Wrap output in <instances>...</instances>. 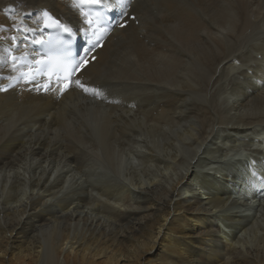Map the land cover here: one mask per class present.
<instances>
[{
  "label": "bare ground",
  "instance_id": "bare-ground-1",
  "mask_svg": "<svg viewBox=\"0 0 264 264\" xmlns=\"http://www.w3.org/2000/svg\"><path fill=\"white\" fill-rule=\"evenodd\" d=\"M127 7L89 92L0 94V264H264V0ZM42 10L84 22L0 0V72Z\"/></svg>",
  "mask_w": 264,
  "mask_h": 264
},
{
  "label": "snow or ice",
  "instance_id": "snow-or-ice-1",
  "mask_svg": "<svg viewBox=\"0 0 264 264\" xmlns=\"http://www.w3.org/2000/svg\"><path fill=\"white\" fill-rule=\"evenodd\" d=\"M78 4L86 5L89 7V9H92L94 7H100V6H104V7L108 6L107 0H78ZM115 6L120 7V8L126 7L127 6L126 0H116ZM82 15H84V13H82ZM41 20L43 22L44 27L50 28V29L52 28L59 29V30H62L64 33L69 34V36L71 35V32H72L71 28L62 24L57 18L51 15L48 11L46 10L43 11ZM94 20L96 23H100L102 22V17L99 14H96L94 18L85 19L84 22L91 27L94 24ZM120 26L124 27L123 24H121ZM97 40H99L98 36H97ZM12 41H13L12 47H15L16 37H12ZM33 43L40 44L42 42L37 40V41H33ZM89 43H92V41L90 40ZM95 46L97 45H94V47ZM5 51H8V50L5 49ZM10 59L12 61V65H11L12 70L15 71L19 61L17 57L15 56H11ZM94 59L95 57H93V60ZM32 64H34L35 67L30 65L26 72L21 73V75L25 78L26 82H31L36 79L37 75L44 73L49 76L56 75L57 80L62 79L65 81L63 87L60 88L61 93L66 91L68 88L72 87L73 84L83 88L85 92L90 91L87 87H85L81 83L79 79H75L74 81L72 79L75 73L81 71L87 66L88 60L86 59V57L82 58V62H74V61L69 60L67 57L63 58L62 60L56 61V62H53L51 60H46L45 58H36L33 60ZM53 69H55V71H53ZM61 73L63 75H60ZM13 79H15V77H13ZM11 86H12L11 84L8 85V87H11ZM42 87L45 91L51 90L49 83L43 84ZM6 90H7L6 88L0 87V91H6ZM91 92L93 94L100 95L99 91L96 89H92ZM252 175L255 176L256 173L253 172Z\"/></svg>",
  "mask_w": 264,
  "mask_h": 264
},
{
  "label": "rangeland",
  "instance_id": "rangeland-1",
  "mask_svg": "<svg viewBox=\"0 0 264 264\" xmlns=\"http://www.w3.org/2000/svg\"><path fill=\"white\" fill-rule=\"evenodd\" d=\"M19 101H20V99H18V103H19ZM251 180L253 179V178H250ZM197 188H198V186H196ZM196 187H194L196 190V192H198L199 191V189H197ZM259 191V190H258ZM195 192V193H196ZM131 196H132V193L130 194ZM127 196L128 197V199H129V202L127 203V202H125V200H122L121 201V203H119L120 204V210L122 211V210H127V211H129L130 210V208H129V206H130V204H131V202H132V197L131 196ZM188 195H189V193H186V197H188ZM130 197V198H129ZM202 199H204V197H202ZM131 200V201H130ZM126 204H127V206H126ZM129 204V205H128ZM13 206V205H12ZM124 208V209H123ZM118 213H119V217H121L122 216V214H124V213H120L119 211H118ZM109 217H111V218H113V214H109ZM67 249V248H66ZM66 251V250H65ZM69 253V251H67V252H65L64 253V255H67ZM65 258L63 257V256H61L60 258H59V264H62L63 263V260H64ZM96 261L97 262H99L100 260L98 259H96ZM123 262H119V263H117V264H122Z\"/></svg>",
  "mask_w": 264,
  "mask_h": 264
}]
</instances>
